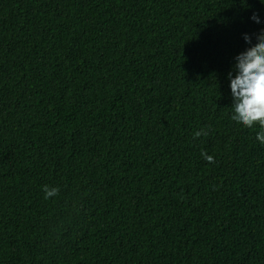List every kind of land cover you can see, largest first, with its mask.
I'll use <instances>...</instances> for the list:
<instances>
[{"label":"trees","instance_id":"trees-1","mask_svg":"<svg viewBox=\"0 0 264 264\" xmlns=\"http://www.w3.org/2000/svg\"><path fill=\"white\" fill-rule=\"evenodd\" d=\"M261 29V0H0V264H264L228 78Z\"/></svg>","mask_w":264,"mask_h":264},{"label":"clouds","instance_id":"clouds-1","mask_svg":"<svg viewBox=\"0 0 264 264\" xmlns=\"http://www.w3.org/2000/svg\"><path fill=\"white\" fill-rule=\"evenodd\" d=\"M264 3V0H261ZM251 19L260 23L259 17L253 13ZM244 40L250 46L236 55L233 69L228 73L232 95L231 119L243 126L253 128L259 125L256 140L264 145V29L256 34V43H251V37L243 34ZM207 131L201 129L194 133V138L206 136ZM201 155L209 163H214V158L205 152ZM45 197L58 195V188L43 186Z\"/></svg>","mask_w":264,"mask_h":264}]
</instances>
